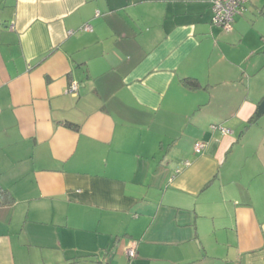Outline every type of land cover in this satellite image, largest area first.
I'll list each match as a JSON object with an SVG mask.
<instances>
[{
  "label": "crops",
  "instance_id": "0c3cea01",
  "mask_svg": "<svg viewBox=\"0 0 264 264\" xmlns=\"http://www.w3.org/2000/svg\"><path fill=\"white\" fill-rule=\"evenodd\" d=\"M211 17L0 0V264H126L130 240L131 264H264V30L224 42Z\"/></svg>",
  "mask_w": 264,
  "mask_h": 264
},
{
  "label": "built area",
  "instance_id": "2783aa9c",
  "mask_svg": "<svg viewBox=\"0 0 264 264\" xmlns=\"http://www.w3.org/2000/svg\"><path fill=\"white\" fill-rule=\"evenodd\" d=\"M249 0H211V23L225 31H231L235 16L241 14L244 10L245 3ZM83 30H90L91 26L85 24L81 27ZM68 34H72V31H68ZM79 83L72 82L68 91L75 94L78 90ZM207 143L203 141H197L194 144L193 150L195 153H200L206 148ZM188 165V162L184 163ZM137 256V241H131L126 248V264H131L132 260Z\"/></svg>",
  "mask_w": 264,
  "mask_h": 264
},
{
  "label": "rangeland",
  "instance_id": "374dc122",
  "mask_svg": "<svg viewBox=\"0 0 264 264\" xmlns=\"http://www.w3.org/2000/svg\"><path fill=\"white\" fill-rule=\"evenodd\" d=\"M235 19H236V21H239V19H242L241 20L242 24L240 23V29L239 30H241L242 33H244V39H242V40H245V43L252 42V40H253L252 36L259 33V32L261 33L260 30H264V15H262V16H260V15H247V14L246 15H236ZM235 23L236 22H234V24ZM221 31H222V35H223L222 40L224 42H226V41L228 42V41H231L233 39H237L239 37V35L234 36L235 31L232 33L233 30L232 31H225V30L221 29ZM212 42H213V45H216V40L214 38H212ZM227 47H231L232 55L235 56L238 53L237 45H236V48H233L232 45L231 46L226 45L225 48L227 49ZM227 53L231 54V52L228 49H227ZM216 57H214V58H216ZM218 77L222 78L221 72H218ZM130 241H135V240H130Z\"/></svg>",
  "mask_w": 264,
  "mask_h": 264
},
{
  "label": "trees",
  "instance_id": "16d2710c",
  "mask_svg": "<svg viewBox=\"0 0 264 264\" xmlns=\"http://www.w3.org/2000/svg\"><path fill=\"white\" fill-rule=\"evenodd\" d=\"M234 22H235V20H234ZM233 26H234V23H233ZM232 30H233V28H232ZM231 30V31H232ZM185 84H187V86H189V87H193V88H195L197 85H198V82H195L193 79H185ZM258 114H256V117L254 116L251 120H250V122L252 123V122H254L257 118H258ZM74 127L75 128H77V125H74Z\"/></svg>",
  "mask_w": 264,
  "mask_h": 264
},
{
  "label": "water",
  "instance_id": "95a60500",
  "mask_svg": "<svg viewBox=\"0 0 264 264\" xmlns=\"http://www.w3.org/2000/svg\"><path fill=\"white\" fill-rule=\"evenodd\" d=\"M264 113V97L263 99L259 102L258 107H257V114H262Z\"/></svg>",
  "mask_w": 264,
  "mask_h": 264
}]
</instances>
